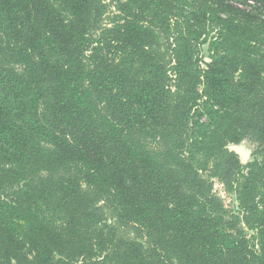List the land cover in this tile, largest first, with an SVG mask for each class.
I'll use <instances>...</instances> for the list:
<instances>
[{
  "label": "trees",
  "instance_id": "16d2710c",
  "mask_svg": "<svg viewBox=\"0 0 264 264\" xmlns=\"http://www.w3.org/2000/svg\"><path fill=\"white\" fill-rule=\"evenodd\" d=\"M0 264H264V0H0Z\"/></svg>",
  "mask_w": 264,
  "mask_h": 264
},
{
  "label": "rangeland",
  "instance_id": "374dc122",
  "mask_svg": "<svg viewBox=\"0 0 264 264\" xmlns=\"http://www.w3.org/2000/svg\"><path fill=\"white\" fill-rule=\"evenodd\" d=\"M112 10L113 9L110 8L107 11V13L104 15L105 16L104 18H107L108 16H110ZM245 146L247 148H250L251 150H254V148H255L254 144H251L249 142H246ZM243 170L244 169H242V171ZM203 176H206V175L203 174ZM211 181H212V184H213L212 191L214 192V194H216L218 197H220V199L222 200V202L224 204V207H226L229 211L233 210V204L236 201L235 200V194L231 193V192H228L225 189L224 185L219 180H217L216 178H212ZM135 232L136 231H134L133 228L130 227V226L121 227V233L123 235H125V236L132 237L135 234Z\"/></svg>",
  "mask_w": 264,
  "mask_h": 264
},
{
  "label": "water",
  "instance_id": "95a60500",
  "mask_svg": "<svg viewBox=\"0 0 264 264\" xmlns=\"http://www.w3.org/2000/svg\"><path fill=\"white\" fill-rule=\"evenodd\" d=\"M230 150L235 151L237 154L240 155L241 161L246 162V155H248L251 152L250 148H247L244 143L239 144H230L227 146ZM247 152V153H246Z\"/></svg>",
  "mask_w": 264,
  "mask_h": 264
},
{
  "label": "flooded vegetation",
  "instance_id": "af4514ba",
  "mask_svg": "<svg viewBox=\"0 0 264 264\" xmlns=\"http://www.w3.org/2000/svg\"><path fill=\"white\" fill-rule=\"evenodd\" d=\"M247 153V152H246ZM247 157V159L246 160H249L252 156H253V150H251V152L248 154V155H246ZM240 159H241V157H240ZM242 162V161H241Z\"/></svg>",
  "mask_w": 264,
  "mask_h": 264
}]
</instances>
